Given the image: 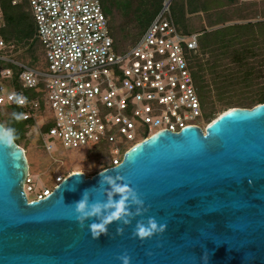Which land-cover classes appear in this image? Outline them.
Listing matches in <instances>:
<instances>
[{
    "label": "water",
    "instance_id": "obj_1",
    "mask_svg": "<svg viewBox=\"0 0 264 264\" xmlns=\"http://www.w3.org/2000/svg\"><path fill=\"white\" fill-rule=\"evenodd\" d=\"M28 173L24 149L0 145V264H122V254L130 264H264V102L230 107L204 128L159 129L119 163L69 172L40 198L24 191ZM117 174L144 204L93 238L97 218L81 226L74 203L85 191L106 201L103 176ZM148 217L166 228L140 239L134 229Z\"/></svg>",
    "mask_w": 264,
    "mask_h": 264
},
{
    "label": "built area",
    "instance_id": "obj_2",
    "mask_svg": "<svg viewBox=\"0 0 264 264\" xmlns=\"http://www.w3.org/2000/svg\"><path fill=\"white\" fill-rule=\"evenodd\" d=\"M170 1L162 0L139 38L116 52L100 0H27L41 47L39 66L12 57V44L0 32V105L21 108L45 152L107 149V166L159 129L204 128L209 122L200 124L206 116L190 67L200 32L177 28ZM11 66L19 69L18 87ZM65 176H56L55 184ZM30 182L28 173L25 193Z\"/></svg>",
    "mask_w": 264,
    "mask_h": 264
},
{
    "label": "rangeland",
    "instance_id": "obj_3",
    "mask_svg": "<svg viewBox=\"0 0 264 264\" xmlns=\"http://www.w3.org/2000/svg\"><path fill=\"white\" fill-rule=\"evenodd\" d=\"M100 1L108 18L114 48L116 52H124L139 38L154 8L148 9L145 0ZM169 7L172 17L179 18V28L202 33L197 49L201 61L215 60L225 66H233L228 62L229 51L242 45L249 46L252 51L244 65H234L236 69H240L239 76H247L246 81L243 77L238 78L237 83L228 87L229 92L221 99L218 98L217 91L212 90L209 97L203 100L202 107L208 112L213 104L215 111L200 124L206 125L230 107L250 108L255 105L256 96L264 93V0H171ZM21 8L26 12L25 8ZM211 31H216L217 34L204 36ZM201 43H208L209 48L205 53ZM226 45L230 46L226 48ZM16 48L21 53V59L29 61L25 46L18 43ZM241 102H251V105L240 104ZM8 117L9 111L0 105V122L5 128ZM18 145L24 149L27 157L31 177L28 185L32 186V189L26 191L29 200L35 199L40 191L53 188L56 176L76 170L90 176L105 168L112 157L107 149L59 148L53 153L45 152L38 143L35 126L27 127Z\"/></svg>",
    "mask_w": 264,
    "mask_h": 264
},
{
    "label": "trees",
    "instance_id": "obj_4",
    "mask_svg": "<svg viewBox=\"0 0 264 264\" xmlns=\"http://www.w3.org/2000/svg\"><path fill=\"white\" fill-rule=\"evenodd\" d=\"M145 1H147L146 7L148 9L151 10L152 7L154 8V11H152L150 19L148 21L149 23L151 19L154 17V15L160 9L162 0H145ZM0 7L2 11V20H3V25L0 27V32L6 38L7 44H12V48L8 51V53L15 59L23 61L20 57L21 53L16 48V44L19 43L20 46L24 45L26 51L25 53L28 54V58H29V61L25 63H27L30 66H39L41 47L38 38L36 37L35 34L34 22L32 19V14L30 12V9L27 5V0H20L15 4H11L10 0H0ZM21 7L25 8L26 12H23ZM172 12L174 15V8L172 9ZM178 19H179L178 17L176 19L174 17V20H176L175 23L177 25V28L180 31L184 33L194 32L189 30H182L181 28H179ZM211 33L217 34L216 31H211L205 34L204 36L207 37L208 35H211ZM201 35L202 33H200L199 36L198 46L200 44ZM207 44L201 43V48H203L204 53L206 52V49L209 48ZM229 46L230 45H226V48H228ZM251 53L252 51L249 46L242 45L239 48H234L231 51H229L228 62L234 65H238V67H241L246 63L245 61L249 59ZM0 65H4V64H0ZM234 65L225 66L223 64L216 62L215 60L201 61L198 55H196L194 60L190 62L194 84L196 86L201 105L203 104L202 103L203 100L209 97L210 92L212 90L214 91L216 90L217 91L216 94L218 95V98L221 99L224 97V95H226L227 92H229L228 87L237 83L238 78L243 77V79L245 78L246 81L247 76L246 75L239 76L238 74L240 73V69H236ZM12 69H13V81L14 84L18 87L20 85L17 78L19 69L16 67H12ZM28 94L33 95V91L29 90ZM254 101H256L255 104L264 102V93L261 92L260 94H258V96H256ZM240 104L251 105V102L248 103L241 102ZM3 107H5L7 111H9L7 128L14 129L15 137H16L15 142L19 144L20 140L25 135V131L27 127L32 126V122L31 120H26L21 118L20 116L21 108L19 106L10 105ZM214 111L215 108L214 105L212 104L208 112L204 111V115L207 118H210L213 115ZM48 125L49 123L47 122L42 126V128L45 129Z\"/></svg>",
    "mask_w": 264,
    "mask_h": 264
},
{
    "label": "clouds",
    "instance_id": "obj_5",
    "mask_svg": "<svg viewBox=\"0 0 264 264\" xmlns=\"http://www.w3.org/2000/svg\"><path fill=\"white\" fill-rule=\"evenodd\" d=\"M15 131L11 128H0V145L11 146L15 141ZM124 177L120 174L116 176L104 175L102 182L108 185L106 201H90L87 191L81 194L80 199L74 203L76 221L83 226L84 222L90 217H96L88 224L91 236L98 237L100 234H107L108 225L116 220H123L125 224L129 223L127 219L131 215V205H143L144 201L140 198L135 189L128 183H124ZM120 181V182H118ZM140 208H137V212ZM166 224L159 223L155 217H148L147 223L138 222L134 234L140 239L148 238L154 234L162 233ZM122 228H117V233H122ZM122 264H130V257L122 254L118 257ZM207 261V255L201 258Z\"/></svg>",
    "mask_w": 264,
    "mask_h": 264
}]
</instances>
